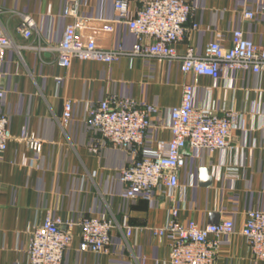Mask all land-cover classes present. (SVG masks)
Listing matches in <instances>:
<instances>
[{
    "label": "crops",
    "instance_id": "1",
    "mask_svg": "<svg viewBox=\"0 0 264 264\" xmlns=\"http://www.w3.org/2000/svg\"><path fill=\"white\" fill-rule=\"evenodd\" d=\"M78 16L62 14L67 0H0V28L4 27L16 46L5 52L0 82V111L11 118L12 138L0 152V264H32L26 254L30 230L41 224L50 211L64 219L79 220L86 214H106L117 219L110 253L80 249V228L62 264H170L169 239L157 236L152 227L163 226L169 211L158 198L131 199L120 181V170L132 159L129 152L104 144L94 151L96 132L87 128V104L114 94L157 106L146 144L154 147L158 138L168 139L169 111L180 104L183 84L197 86L196 105L232 107L240 114L233 132V150L187 147V165L180 174L176 204L180 219L218 221L233 216L236 232L222 237L218 264H264L253 257L241 234L247 211L264 208V69L260 72H225L219 78L184 73L177 60L122 55L113 62L74 59L61 66L53 50L34 46L56 43L68 22L78 21L85 34L99 46L132 49L136 37L117 13L114 0H71ZM133 13L144 0H128ZM194 18L200 27L178 47L190 42L198 52L220 40L232 44L233 30L264 44V0H192ZM244 9L255 12L245 18ZM22 13L31 14L37 30L30 38L16 32ZM112 24L111 31L100 29ZM75 102L69 125L60 123L65 98ZM24 128L43 139L35 152L20 139ZM208 167L210 186L200 183V169ZM236 168V177L228 176ZM217 221V222H218ZM134 232L127 235L126 226ZM213 237V236H211Z\"/></svg>",
    "mask_w": 264,
    "mask_h": 264
},
{
    "label": "built area",
    "instance_id": "2",
    "mask_svg": "<svg viewBox=\"0 0 264 264\" xmlns=\"http://www.w3.org/2000/svg\"><path fill=\"white\" fill-rule=\"evenodd\" d=\"M74 2L67 0L63 15L79 17ZM114 6L135 34L132 49L99 46L93 35L82 32L83 25L78 21L68 22L55 44L34 47L55 51L58 63L64 67H69L74 59L110 63L128 54L177 60L184 73L208 75L215 79L225 72H260L264 69V44L247 37L240 27L233 30L230 47H225L220 40H213L201 52L190 42L184 51L179 50L178 45L200 27L199 20L194 18L192 0H144L133 13L128 0H114ZM243 15L253 19L256 14L244 9ZM99 28L111 31L113 25L105 24ZM36 30L35 18L22 13L16 32L30 38ZM13 46H16L15 42L7 30L0 28V82L5 52ZM196 92L195 82H184L180 104L172 106L169 111L171 135L168 139L158 138L154 147L146 144V138L157 106L111 94L87 104L84 111L87 128L97 134L92 146L94 151L108 144L131 154L132 159L119 174L127 196L131 199L164 196L162 204L169 211L167 222L151 229L155 235L169 239L170 264H218L222 237L229 238L236 232L232 215L206 223L194 218L180 219L175 192L180 184V174L187 165L185 149L233 150L232 135L240 120L239 112L229 106L220 110L211 104L197 106ZM74 111V100L65 98L60 119L63 127L69 125ZM12 136L10 115L0 111V152L7 148ZM20 139L35 152L43 149V139L27 128L23 129ZM236 175V168H230L228 176ZM117 225V219L106 214H86L79 220H67L49 211L44 221L30 230L26 254L32 264H62L77 226L80 228L81 250L110 253ZM133 232V226H126L127 235ZM240 232L253 257L264 260V208L249 209Z\"/></svg>",
    "mask_w": 264,
    "mask_h": 264
},
{
    "label": "water",
    "instance_id": "3",
    "mask_svg": "<svg viewBox=\"0 0 264 264\" xmlns=\"http://www.w3.org/2000/svg\"><path fill=\"white\" fill-rule=\"evenodd\" d=\"M200 183L202 186H210L213 183V176L210 174L208 167H202L200 169ZM210 221L217 222L218 217L215 212L211 213Z\"/></svg>",
    "mask_w": 264,
    "mask_h": 264
}]
</instances>
